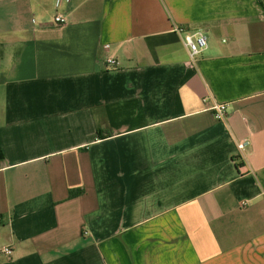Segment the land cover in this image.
Masks as SVG:
<instances>
[{
	"label": "crops",
	"instance_id": "crops-1",
	"mask_svg": "<svg viewBox=\"0 0 264 264\" xmlns=\"http://www.w3.org/2000/svg\"><path fill=\"white\" fill-rule=\"evenodd\" d=\"M0 151V264H264V7L0 0Z\"/></svg>",
	"mask_w": 264,
	"mask_h": 264
},
{
	"label": "built area",
	"instance_id": "built-area-1",
	"mask_svg": "<svg viewBox=\"0 0 264 264\" xmlns=\"http://www.w3.org/2000/svg\"><path fill=\"white\" fill-rule=\"evenodd\" d=\"M66 2H69L70 0H65ZM62 0H58V6L61 5ZM55 22L58 25H65L67 23V20L62 15H58L55 18ZM186 45L188 46L192 58L196 57L201 53L203 49L207 47V38L203 33H197L195 35H186L185 37ZM107 64L110 67H116L118 66L117 61L114 58H108ZM212 111L214 112V117L216 120L221 121L224 120L228 113V104L226 103H218L215 104L212 107ZM249 145L248 141L241 142L239 144V149L244 150ZM3 253L11 256L13 253V250L11 247H6L3 249Z\"/></svg>",
	"mask_w": 264,
	"mask_h": 264
},
{
	"label": "trees",
	"instance_id": "trees-1",
	"mask_svg": "<svg viewBox=\"0 0 264 264\" xmlns=\"http://www.w3.org/2000/svg\"><path fill=\"white\" fill-rule=\"evenodd\" d=\"M259 1L262 4V6L264 7V0H259ZM3 160H4V155H3L2 151H0V166H1V163ZM80 194L81 193L78 191H71L70 192V198L78 197Z\"/></svg>",
	"mask_w": 264,
	"mask_h": 264
}]
</instances>
